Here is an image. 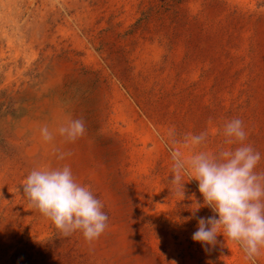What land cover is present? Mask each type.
<instances>
[{
  "label": "rangeland",
  "instance_id": "374dc122",
  "mask_svg": "<svg viewBox=\"0 0 264 264\" xmlns=\"http://www.w3.org/2000/svg\"><path fill=\"white\" fill-rule=\"evenodd\" d=\"M236 117L264 170V0H0V264H264L193 241L215 213L188 171L184 195L170 183V151L216 150ZM69 118L81 137L42 139ZM64 164L108 215L94 241L23 195L33 168Z\"/></svg>",
  "mask_w": 264,
  "mask_h": 264
},
{
  "label": "clouds",
  "instance_id": "9594fccd",
  "mask_svg": "<svg viewBox=\"0 0 264 264\" xmlns=\"http://www.w3.org/2000/svg\"><path fill=\"white\" fill-rule=\"evenodd\" d=\"M84 132L85 125L80 118H69L55 130L47 125L40 128L46 142L52 141L56 133L73 142ZM222 135L223 145L214 151H197L185 157L173 148L170 183L184 195L181 174L188 171L197 182L202 205L215 213L198 218L193 241L211 246L222 235L238 243L246 258L254 261L264 249V170L258 168L261 153L247 142V131L238 117L224 122ZM207 136V131L186 133L184 142L196 147L205 143ZM57 152L58 160L68 155ZM22 190L29 203L65 236L78 231L91 242L107 227L108 215L102 210L100 199L89 186L77 182L68 164L33 168L22 181Z\"/></svg>",
  "mask_w": 264,
  "mask_h": 264
}]
</instances>
